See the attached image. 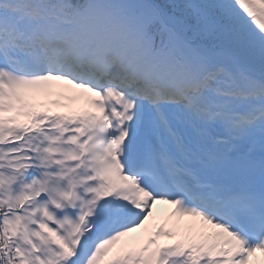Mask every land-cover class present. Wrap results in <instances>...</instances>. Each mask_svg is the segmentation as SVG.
I'll list each match as a JSON object with an SVG mask.
<instances>
[{
	"label": "bare ground",
	"instance_id": "6f19581e",
	"mask_svg": "<svg viewBox=\"0 0 264 264\" xmlns=\"http://www.w3.org/2000/svg\"><path fill=\"white\" fill-rule=\"evenodd\" d=\"M102 164V163H100ZM168 207H170V205H168ZM177 217L173 220V225L175 227H177L176 225V220L177 218L180 219H187L186 216L183 215V213L181 212V210H178L177 212ZM171 225V224H170ZM184 225L186 227L187 223L184 220ZM183 231L186 233V236H188V238L192 239L193 241L199 243L200 245H205L208 241L205 242V236H202L203 234L201 233V231L197 228L195 229L193 227V225L189 224V228H184ZM225 242H227V253L228 256H226V259H224L225 257V249H221V250H217L216 247L212 246L210 247V251L215 252V255H220L221 256V263L222 264H230L231 262L234 261V257L236 256V254L240 253L241 251H243V247L242 244L239 240L235 239V238H229L228 236L225 237ZM236 249V250H235ZM237 251V253H236Z\"/></svg>",
	"mask_w": 264,
	"mask_h": 264
},
{
	"label": "trees",
	"instance_id": "16d2710c",
	"mask_svg": "<svg viewBox=\"0 0 264 264\" xmlns=\"http://www.w3.org/2000/svg\"><path fill=\"white\" fill-rule=\"evenodd\" d=\"M196 1V0H192ZM190 18L192 19V23H195L194 29L196 30V35L203 36L206 38V35L215 37L217 39L220 38V32H218L217 28H213V26L209 23L207 19H210V22H213L212 14H198L197 12L193 11L191 13Z\"/></svg>",
	"mask_w": 264,
	"mask_h": 264
},
{
	"label": "rangeland",
	"instance_id": "374dc122",
	"mask_svg": "<svg viewBox=\"0 0 264 264\" xmlns=\"http://www.w3.org/2000/svg\"><path fill=\"white\" fill-rule=\"evenodd\" d=\"M244 264V263H243Z\"/></svg>",
	"mask_w": 264,
	"mask_h": 264
}]
</instances>
